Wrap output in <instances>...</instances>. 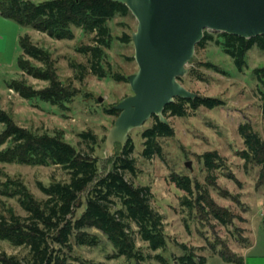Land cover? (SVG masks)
I'll return each instance as SVG.
<instances>
[{"label": "trees", "instance_id": "16d2710c", "mask_svg": "<svg viewBox=\"0 0 264 264\" xmlns=\"http://www.w3.org/2000/svg\"><path fill=\"white\" fill-rule=\"evenodd\" d=\"M0 0V15L16 21L22 27L32 28L56 40H74L75 29L94 35L93 45L84 46L78 52L88 58L89 66H81V74L91 71L93 75L113 78L117 82L127 81L119 74H112L106 68L107 49L114 42L110 22L117 17L127 18L130 9L115 0ZM122 43L131 42L125 34L118 39ZM215 41L226 55L231 57L237 69L242 72L248 67L249 52L258 47L264 51V35L247 40L240 36L219 33L218 39L205 32L204 39L197 50L205 49L209 42ZM24 57L20 62L22 72L36 80L48 83L44 89L37 90L24 80L14 81L10 89L25 100L40 99L60 109H67L73 102L77 91L64 84L57 73L52 54L35 45L29 35L21 38ZM32 61L41 64L35 66ZM75 67L74 64H72ZM206 70L222 73L221 69L209 62L199 65ZM224 73V72H223ZM259 83L261 107L264 113V68L254 71ZM190 76L201 82L206 77L192 69ZM182 83L183 80L179 79ZM218 97L198 94L195 99L177 97L164 111L170 118H188L201 108L213 110L226 106ZM108 115L118 117L121 113L115 108L106 110ZM153 125L142 133L143 156L147 160L154 157L164 159L162 140L175 137V128L164 123L154 115ZM0 163L28 166H57L69 177L67 181H53L49 185L38 182V188L45 195L38 199L20 180L7 178L0 181V197L16 199L26 216L13 209L7 215H0V241L27 250L25 257L0 253V264H79L75 256L76 247H97L101 238L92 230L102 233L113 247L111 259L125 258L127 264H144L152 258L146 255L141 240L151 252L166 251L169 238L165 232L164 216L152 205L154 193L150 186H137L129 179L138 176L137 160L133 157L135 144L129 142L113 161V166L105 175L100 174L99 159L95 157L98 137L92 132L81 133L83 142L87 141L91 153L84 152L67 142L60 133L39 134L20 126L14 117L0 109ZM244 149L240 158L249 166L261 168L260 177L264 179V139L252 124L244 123L239 128ZM201 161L208 173L207 181L216 186V173L225 166V159L219 152H207ZM171 186L184 193L182 206L189 211H197L210 216L222 226L233 224L235 215L228 208L221 207L212 198L205 185L193 180L189 175L173 173L168 179ZM226 199L238 200L229 191L223 192ZM249 243L245 248L251 247ZM225 261L244 264L243 257L222 253ZM156 260L169 264L162 255ZM182 264H207V259L196 263L191 255L181 257Z\"/></svg>", "mask_w": 264, "mask_h": 264}, {"label": "rangeland", "instance_id": "374dc122", "mask_svg": "<svg viewBox=\"0 0 264 264\" xmlns=\"http://www.w3.org/2000/svg\"><path fill=\"white\" fill-rule=\"evenodd\" d=\"M44 0H36V3ZM114 42L107 49L106 68L112 74H119L127 81L117 82L113 78H99L91 71L81 74V66H89L88 58L78 52L84 46L93 45L94 35L75 29L74 40H56L32 28L22 27L16 21L0 15V109L10 113L22 127L39 134L55 135L60 133L65 140L84 152L91 153L87 141L83 142L81 133L92 132L98 137L94 152L99 159L100 174L105 175L112 169L113 161L121 153L122 144L112 141L111 133L118 117L108 115L106 110L115 108L125 99L135 95L130 77L140 68L136 60L134 35L138 32L139 21L131 11L127 18L117 17L110 22ZM218 39V32L207 30ZM125 34L131 36L128 44L119 41ZM29 35L32 42L49 51L61 81L71 85L77 91L73 102L67 109H60L40 99L25 100L10 89L14 81L24 80L30 86L40 90L48 86L22 72L20 62L24 57L21 38ZM196 63L187 65V75L179 79L182 86L193 94L223 99L226 106L213 110L201 108L188 118H170L175 128V137L162 140L164 159L154 157L147 160L143 156L142 133L153 125L150 119L142 128L130 132L135 144L133 157L139 169L137 177L129 179L137 186H150L154 193L153 207L164 216L165 232L169 238L166 251L151 252L138 239V246L152 258L144 264H162L156 255H162L169 264H182L181 257L191 255L196 263L205 258L218 264L225 260L222 253L238 255L246 245L255 248L250 253L264 256V179L260 177L261 168L245 167L239 152L244 143L239 134L241 124L250 123L264 139V113L261 107L259 83L254 71L264 68V51L255 47L248 54V67L240 72L231 57L225 54L215 41L209 42L205 49L197 50ZM35 66L41 64L32 61ZM209 62L217 65L222 73L199 67ZM75 65V67L72 66ZM192 69L206 77V82L190 76ZM103 98V102L99 98ZM116 109V108H115ZM4 126L0 125V132ZM6 148V146L1 149ZM0 149V150H1ZM219 152L225 159L224 168L216 173V186L207 181L201 157L207 152ZM192 164V169L186 166ZM173 173L189 175L196 182L205 185L215 201L228 208L235 215L233 224L222 226L210 216L197 211H189L182 206L184 193L171 186L168 179ZM7 178L22 181L38 198L45 195L38 188V182L45 185L53 181H67V174L57 166H28L0 163V181ZM229 191L238 200L226 199L223 192ZM13 209L17 214L26 216L16 199L0 197V215H7ZM101 238L97 247H76L75 256L79 264H127L125 258L111 259L114 250L107 238L97 230H92ZM25 257L24 248L0 241V253ZM248 256V255H247Z\"/></svg>", "mask_w": 264, "mask_h": 264}, {"label": "water", "instance_id": "95a60500", "mask_svg": "<svg viewBox=\"0 0 264 264\" xmlns=\"http://www.w3.org/2000/svg\"><path fill=\"white\" fill-rule=\"evenodd\" d=\"M115 1L125 4L139 21L134 42L140 70L130 77L135 95L115 107L121 115L111 133V140L122 148L130 132L154 115L168 124L164 111L177 97L198 96L186 90L179 78L187 75L189 63H196V48L207 30L247 40L264 35V0ZM186 166L192 169L190 162Z\"/></svg>", "mask_w": 264, "mask_h": 264}, {"label": "crops", "instance_id": "0c3cea01", "mask_svg": "<svg viewBox=\"0 0 264 264\" xmlns=\"http://www.w3.org/2000/svg\"><path fill=\"white\" fill-rule=\"evenodd\" d=\"M254 248L255 247L252 245L251 247L242 249L240 252H238V255L240 257H243L244 264H264V256H254L253 259L250 258V253H251V251L254 250ZM214 263L215 262L210 261L207 264H214ZM218 264H234V263H230V262H227L225 260H221V262Z\"/></svg>", "mask_w": 264, "mask_h": 264}]
</instances>
